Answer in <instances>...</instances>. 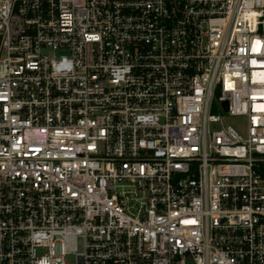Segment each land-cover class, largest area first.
Wrapping results in <instances>:
<instances>
[{
    "label": "built area",
    "instance_id": "obj_1",
    "mask_svg": "<svg viewBox=\"0 0 264 264\" xmlns=\"http://www.w3.org/2000/svg\"><path fill=\"white\" fill-rule=\"evenodd\" d=\"M69 255L264 264V0H0V264Z\"/></svg>",
    "mask_w": 264,
    "mask_h": 264
},
{
    "label": "rangeland",
    "instance_id": "obj_2",
    "mask_svg": "<svg viewBox=\"0 0 264 264\" xmlns=\"http://www.w3.org/2000/svg\"><path fill=\"white\" fill-rule=\"evenodd\" d=\"M242 121H243L242 119L227 118V122H228V123H231V124L237 125V126H239V127L242 126ZM80 249H82V246H80ZM67 262H68L69 264H74V263H75V257H74V255H69V256L67 257Z\"/></svg>",
    "mask_w": 264,
    "mask_h": 264
}]
</instances>
